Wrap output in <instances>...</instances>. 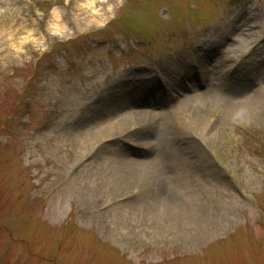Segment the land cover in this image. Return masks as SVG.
Instances as JSON below:
<instances>
[{
    "label": "rangeland",
    "instance_id": "374dc122",
    "mask_svg": "<svg viewBox=\"0 0 264 264\" xmlns=\"http://www.w3.org/2000/svg\"><path fill=\"white\" fill-rule=\"evenodd\" d=\"M180 1L0 0V264H264V0ZM174 82L194 93L80 147Z\"/></svg>",
    "mask_w": 264,
    "mask_h": 264
},
{
    "label": "bare ground",
    "instance_id": "6f19581e",
    "mask_svg": "<svg viewBox=\"0 0 264 264\" xmlns=\"http://www.w3.org/2000/svg\"><path fill=\"white\" fill-rule=\"evenodd\" d=\"M87 4L89 7H92V2L90 3H85ZM56 16L58 17V12L55 11ZM24 40V39H23ZM22 40V41H23ZM18 44H21V42H17ZM131 91V90H130ZM129 91V92H130ZM130 94L131 97L125 101H120L114 105H116V108L114 110H112V116H109L107 114H105L104 116H100V118L98 119V122L92 121V124H90L89 128H81L79 125L76 127L75 129V135L77 138V132L80 133L83 137H80L78 140V143L80 145L81 148H88L89 146L92 145V143L99 137V136H104L105 134L108 133H112L116 130L121 129L123 126H125L126 124H128L132 118L131 116H129L133 111L135 114V118H137L136 120H152L154 121V116H156V114H150L149 113V109H147V107L145 106V104L147 105L148 103H152L153 106L155 107H160L163 106L165 104V100L163 98V96L161 94H156L155 96L153 95V90L152 91H147L145 90V92L139 93L143 95V97H140L137 95V93L133 90ZM155 99L154 102H151V99ZM187 99V98H186ZM235 106V105H234ZM146 109V110H145ZM116 110V112H115ZM94 114H96V110H94ZM93 117V115H91V118ZM86 122H82V126H86L89 125V123H91V119H85ZM99 125L100 127L96 128V132H93V127L96 125ZM165 124V123H164ZM104 126V127H102ZM108 126V127H106ZM73 128L71 126V124L67 125L66 130L64 131V136L65 137H71L73 135ZM63 132V131H62ZM147 135V134H146ZM145 133L140 135V139L143 140L144 137H146ZM110 136V137H105V138H111L114 137ZM150 138V136H149ZM150 142V141H149ZM149 144L147 142V144L145 143L142 148H139L137 150H134L133 153L135 155H142L144 153H146L147 151H149ZM127 157V154H126ZM129 159H124L121 161L122 165H123V174H127V176H134L136 175L138 172L140 171H145L147 169H149V165H147V162H144L143 160H139L138 158L135 157H128ZM120 163V164H121ZM95 180H93L95 183L97 182L96 179L97 177L95 176L94 178ZM171 193L169 192V194L166 195V197H164V201L162 204L165 203V207L167 208V213L170 212L172 213L175 210L176 204L174 202L171 201L172 196L170 195ZM86 197L91 198L90 196H88V194L86 195ZM169 214V213H168Z\"/></svg>",
    "mask_w": 264,
    "mask_h": 264
}]
</instances>
